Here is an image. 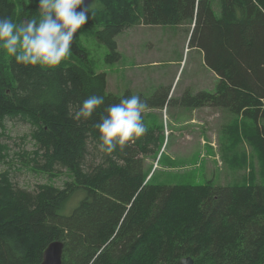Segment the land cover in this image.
I'll return each mask as SVG.
<instances>
[{"label":"trees","instance_id":"obj_1","mask_svg":"<svg viewBox=\"0 0 264 264\" xmlns=\"http://www.w3.org/2000/svg\"><path fill=\"white\" fill-rule=\"evenodd\" d=\"M34 2L0 0V17L20 23L25 7L34 15ZM93 8L99 10L93 14ZM218 9L216 15L209 0H95L86 24L96 26L93 34L110 63L120 59L115 37L129 26L194 21L188 46L202 51L219 82L214 95L187 93L180 104L253 118L246 138L264 164V0H218ZM79 48L74 39L80 61L55 68L0 58V139L6 121L28 124L36 148L32 170L49 180L65 170L70 180L63 188L49 183L30 193L13 185L7 172L0 174V264H40L54 241L64 245L62 264H179L186 257L193 264H264V184L163 183L156 168L147 180L154 168L148 159L164 166L163 125L147 113L165 107L169 93L161 89L151 98L138 95L146 104L145 135L123 151L101 153L93 125L132 93H106V74L89 68ZM91 94L103 95L104 104L90 120H74ZM7 151L0 145V161Z\"/></svg>","mask_w":264,"mask_h":264},{"label":"rangeland","instance_id":"obj_2","mask_svg":"<svg viewBox=\"0 0 264 264\" xmlns=\"http://www.w3.org/2000/svg\"><path fill=\"white\" fill-rule=\"evenodd\" d=\"M85 1L90 7L95 2ZM209 1L217 15L218 0ZM17 10H21L19 5ZM22 12L21 21L39 20L38 9H34L32 17L26 7ZM193 26L194 21L192 25L185 22L176 26L133 24L115 37L120 59L110 63L105 62L108 49L93 34L96 26L85 24L74 39L83 59H88L85 64L96 73L106 74V93L122 96L130 91L145 98H151L159 89L169 93V105L166 102L162 109L147 111L163 125L166 138L164 166L156 168L160 182L205 185L212 181L215 187L221 188L235 183L263 185L264 164L257 149L254 150V142L246 138L254 131L253 118L247 119L225 108L205 106L191 110L180 104L187 93L190 97L201 91L214 95L219 82L205 66L202 51L192 48V44L188 46ZM0 52L2 62H8L11 57ZM77 61L79 56L71 50L62 62L75 64ZM4 125L6 131L0 145L8 148V156L0 161V174L7 172L13 185L28 192L49 183L63 188L69 180L65 170H60L51 180L32 170V152L36 148L29 137L30 126L19 121H6ZM169 162L175 163L174 168H168ZM147 164L154 167L155 161L150 158Z\"/></svg>","mask_w":264,"mask_h":264},{"label":"clouds","instance_id":"obj_3","mask_svg":"<svg viewBox=\"0 0 264 264\" xmlns=\"http://www.w3.org/2000/svg\"><path fill=\"white\" fill-rule=\"evenodd\" d=\"M38 10L39 20H22L18 24L0 17V51L28 68H55L71 54L75 36L89 21L90 5L85 0H39ZM97 10L93 8V14ZM103 104V95L91 94L73 119L88 121ZM145 108L140 96L130 95L110 105L106 114L101 113L99 122L93 125L98 134V150L110 156L145 135Z\"/></svg>","mask_w":264,"mask_h":264},{"label":"water","instance_id":"obj_4","mask_svg":"<svg viewBox=\"0 0 264 264\" xmlns=\"http://www.w3.org/2000/svg\"><path fill=\"white\" fill-rule=\"evenodd\" d=\"M85 4L87 5V1H85ZM62 248L63 245L59 241H54L47 245L40 264H61ZM179 264H193V260L190 257H186L181 259Z\"/></svg>","mask_w":264,"mask_h":264},{"label":"bare ground","instance_id":"obj_5","mask_svg":"<svg viewBox=\"0 0 264 264\" xmlns=\"http://www.w3.org/2000/svg\"><path fill=\"white\" fill-rule=\"evenodd\" d=\"M38 2H39V1L36 0V2H34V4H32V5H34V6L32 7L33 9H38ZM208 107H209V106H208ZM163 149H164V147H163ZM163 149H162V151H163ZM162 151H161V152H162ZM155 168H157V163H155V166H154V168H153L151 174H150L149 177L147 178V180L150 179V177H151L152 173L154 172ZM30 193H33V192H30ZM61 243H62V242H61ZM48 245H49V244H48ZM62 245H63V243H62ZM46 247H47V246H46ZM45 249H46V248H45ZM45 249H44V250H45ZM44 250L42 251V255H43ZM63 250H64V245H63L62 252H61V264H62Z\"/></svg>","mask_w":264,"mask_h":264},{"label":"crops","instance_id":"obj_6","mask_svg":"<svg viewBox=\"0 0 264 264\" xmlns=\"http://www.w3.org/2000/svg\"><path fill=\"white\" fill-rule=\"evenodd\" d=\"M212 74L214 75V79L216 80V77H217V76H216L214 73H212ZM215 76H216V77H215ZM217 79H218V77H217Z\"/></svg>","mask_w":264,"mask_h":264}]
</instances>
